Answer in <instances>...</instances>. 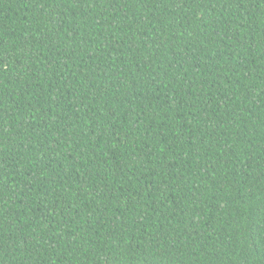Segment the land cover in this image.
<instances>
[{
    "label": "trees",
    "instance_id": "1",
    "mask_svg": "<svg viewBox=\"0 0 264 264\" xmlns=\"http://www.w3.org/2000/svg\"><path fill=\"white\" fill-rule=\"evenodd\" d=\"M0 264H264V0H0Z\"/></svg>",
    "mask_w": 264,
    "mask_h": 264
}]
</instances>
